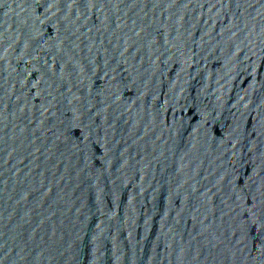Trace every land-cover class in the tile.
I'll return each instance as SVG.
<instances>
[{
	"label": "water",
	"instance_id": "water-1",
	"mask_svg": "<svg viewBox=\"0 0 264 264\" xmlns=\"http://www.w3.org/2000/svg\"><path fill=\"white\" fill-rule=\"evenodd\" d=\"M0 264H264V0H0Z\"/></svg>",
	"mask_w": 264,
	"mask_h": 264
}]
</instances>
